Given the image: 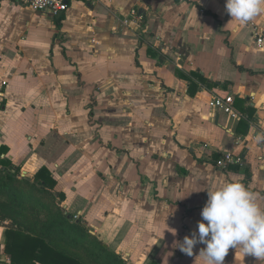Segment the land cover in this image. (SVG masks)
<instances>
[{
    "label": "crops",
    "instance_id": "0c3cea01",
    "mask_svg": "<svg viewBox=\"0 0 264 264\" xmlns=\"http://www.w3.org/2000/svg\"><path fill=\"white\" fill-rule=\"evenodd\" d=\"M225 5L74 0L52 20L0 0L1 158L30 179L45 167L64 213L79 214L74 223L125 264H204L206 245L188 256L177 244L197 231L207 190L226 182L258 193L264 208L255 142L264 131V13L238 28ZM213 95L232 96L241 119L211 110ZM225 152L243 165L218 168ZM6 224L0 254L12 264ZM223 264L264 259L238 247Z\"/></svg>",
    "mask_w": 264,
    "mask_h": 264
},
{
    "label": "trees",
    "instance_id": "16d2710c",
    "mask_svg": "<svg viewBox=\"0 0 264 264\" xmlns=\"http://www.w3.org/2000/svg\"><path fill=\"white\" fill-rule=\"evenodd\" d=\"M54 23L59 29L60 20ZM6 153L0 146V221L7 222L3 240L12 264H125L64 213L62 195L54 191L56 182L45 167L31 179L22 177L20 165L1 158Z\"/></svg>",
    "mask_w": 264,
    "mask_h": 264
},
{
    "label": "clouds",
    "instance_id": "9594fccd",
    "mask_svg": "<svg viewBox=\"0 0 264 264\" xmlns=\"http://www.w3.org/2000/svg\"><path fill=\"white\" fill-rule=\"evenodd\" d=\"M225 9L239 28L264 13V0H226ZM255 142L264 143V131L255 136ZM207 194L198 229L177 244L179 250L191 256L196 244L206 245L199 254L204 264H223L229 249L238 247L244 255L264 259V208L257 202L259 194L238 181Z\"/></svg>",
    "mask_w": 264,
    "mask_h": 264
},
{
    "label": "built area",
    "instance_id": "2783aa9c",
    "mask_svg": "<svg viewBox=\"0 0 264 264\" xmlns=\"http://www.w3.org/2000/svg\"><path fill=\"white\" fill-rule=\"evenodd\" d=\"M14 3L22 4L29 7L31 10L45 14L50 19L54 20L59 18L68 9V4L74 0H11ZM131 16L135 17L136 13L131 12ZM128 21H125L126 23ZM253 35L256 38V42L261 44L263 42L262 32L257 27L253 26ZM5 84V83H3ZM208 107L211 110L218 111L221 114L228 116L232 120H240L241 116L233 109V97L232 96H219L213 95L209 102ZM262 150V158H264V143L260 144ZM218 168L224 169L231 165H243V157L239 153L225 152L216 162ZM79 214L73 216V221L78 219ZM0 264H10L8 259H5L0 254Z\"/></svg>",
    "mask_w": 264,
    "mask_h": 264
},
{
    "label": "rangeland",
    "instance_id": "374dc122",
    "mask_svg": "<svg viewBox=\"0 0 264 264\" xmlns=\"http://www.w3.org/2000/svg\"><path fill=\"white\" fill-rule=\"evenodd\" d=\"M17 165H19V164H17ZM22 170V169H21ZM21 176H23V175H21Z\"/></svg>",
    "mask_w": 264,
    "mask_h": 264
}]
</instances>
